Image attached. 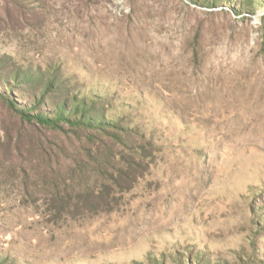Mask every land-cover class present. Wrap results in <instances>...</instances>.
Instances as JSON below:
<instances>
[{
    "label": "rangeland",
    "instance_id": "rangeland-1",
    "mask_svg": "<svg viewBox=\"0 0 264 264\" xmlns=\"http://www.w3.org/2000/svg\"><path fill=\"white\" fill-rule=\"evenodd\" d=\"M0 264H264V0H0Z\"/></svg>",
    "mask_w": 264,
    "mask_h": 264
},
{
    "label": "trees",
    "instance_id": "trees-1",
    "mask_svg": "<svg viewBox=\"0 0 264 264\" xmlns=\"http://www.w3.org/2000/svg\"><path fill=\"white\" fill-rule=\"evenodd\" d=\"M39 92L40 93H44L43 90H40ZM15 104H16V102H15ZM30 105H31V102L28 103V104H24L22 106V108H20L21 111H22L23 116H25L26 118H28L29 121L32 118L37 117V116H34V115L30 114V112H29V111H31V109H29V106ZM73 112L75 114H73ZM56 114H58V112L56 113L55 111H49L48 109H45L44 111H39V113L37 115H39V118L41 117V119L45 123H48V122H50L51 120H53L55 118ZM62 115H64L66 117V120L67 121H70V122H72V123H74L76 125L79 124L83 128L84 127H87V124L86 123H88V122H86V121H87L88 118L83 113H81V110H74L73 108L70 109V108H67L66 107V108H64V110H62ZM89 123H91V122L89 121ZM102 179H104V178H102ZM98 198H100L101 200L105 199V197L103 196V194H100ZM107 209L108 208L103 207V208H99L98 211H107Z\"/></svg>",
    "mask_w": 264,
    "mask_h": 264
}]
</instances>
